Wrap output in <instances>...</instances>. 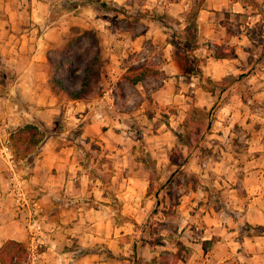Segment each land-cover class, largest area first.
I'll return each mask as SVG.
<instances>
[{
  "label": "rangeland",
  "instance_id": "1",
  "mask_svg": "<svg viewBox=\"0 0 264 264\" xmlns=\"http://www.w3.org/2000/svg\"><path fill=\"white\" fill-rule=\"evenodd\" d=\"M150 1L146 7L140 0H107L104 6L93 2L97 21L86 28L72 25L49 58L47 76L52 72L74 89L80 88L87 64H94L92 90L85 98L89 108L73 112L60 94L56 111L41 112L49 126L31 122L43 138L63 132L64 142L82 147L83 171L93 191L79 200L87 207L81 243L70 230L42 226L56 223L58 211H50L54 218L48 221V214L33 213L26 193L20 203L12 195L17 205L27 206L28 200L21 223L35 257L29 264H39L36 258L49 246L69 254V264L241 263L236 239L246 223L234 205L246 192L245 184L253 189L257 185L249 172L264 171V0L244 2L240 13L220 14L230 35L219 43L204 41L196 51L195 18L203 0H186L191 6L179 14L169 13L170 0ZM72 2L75 7L92 1ZM52 14L57 17L59 10ZM188 53L206 65L202 81L185 69L183 56ZM169 56L176 60L173 64ZM209 56L228 57L215 63L206 60ZM6 59L0 55V93L9 94L16 71ZM142 65L157 67L159 75L135 85L122 78L127 68ZM213 65L216 75L222 68L227 74L210 79ZM6 99L22 113L49 108L47 102ZM94 111L92 133L82 135ZM79 113V119L69 118ZM33 153L25 156L28 161ZM16 160L18 167L26 165ZM234 219L240 222L233 235L235 253L225 260L227 249L216 244L222 234L209 227H219V222L228 226ZM49 232L56 245L47 240ZM66 235L75 241L68 242ZM209 235L211 241H204Z\"/></svg>",
  "mask_w": 264,
  "mask_h": 264
},
{
  "label": "crops",
  "instance_id": "2",
  "mask_svg": "<svg viewBox=\"0 0 264 264\" xmlns=\"http://www.w3.org/2000/svg\"><path fill=\"white\" fill-rule=\"evenodd\" d=\"M72 1L74 0H0V55L5 56L7 58L6 65L16 71L15 78L10 82L13 88L9 94L0 93V139L5 141L9 147H11L9 134L24 124L35 120L40 126H49L48 120L43 118L44 116H40L43 115L41 112L49 115V111H56L55 106L60 104L59 96L52 93L48 84L46 68L47 65L49 66V58L56 53L55 51L63 43L64 37L69 35V28L72 25L86 28L97 21L96 11L91 6L95 1L91 0L90 3L87 0L89 3H80L75 7H73ZM112 1L119 4L127 3V0ZM140 1L144 7L151 5L150 0ZM185 1L170 0L169 13L172 14L174 11L179 14V11L186 9L188 5L191 6L190 1ZM244 5L243 0H203L195 18L197 45L194 51L198 50L204 41L219 43L230 35L228 29L220 22L219 16L225 11L240 13L245 9ZM173 6L176 7L173 8ZM53 10H59L57 17L52 14ZM145 37L150 36L146 35ZM164 44L165 46L169 45L168 41H165ZM235 54H238L237 50H235ZM2 58L4 59V57ZM212 58L209 56L206 57V60ZM220 59L227 60V58H213L215 63ZM175 61L172 56H169V64H173ZM204 66L206 65H201L203 75L205 74ZM216 66H209L210 73L207 75L210 79L218 80L227 74L226 70L222 68L216 75L214 72ZM8 97L39 104L47 102L49 108L43 109V111L42 109H33L32 113L26 111L22 113L18 109L17 103L11 106L7 103L6 98ZM65 98L73 112L85 111L91 104L85 98ZM89 110H86L87 114ZM95 115H97L96 111L91 112L90 122H87L82 135L90 134V127L94 125L92 117ZM80 116L81 113L72 114L69 118L79 119ZM62 133L44 137L37 146V150L28 154L30 156L33 153L31 160L28 161L27 157L19 160L20 163L26 161L24 167H18L19 175L23 181L27 199L30 197L29 207L31 206L35 215H46L51 213L50 211L59 212V216H55L56 223H52L50 226L48 222H41L42 226L48 230L56 227L70 230L71 237L75 235L76 242L81 243L85 234L86 221L83 216L87 207L84 202L79 200L86 193L91 195L93 189H88V175L83 171L82 147L75 142H64ZM6 167V162L0 157V245L7 239L25 243L27 237L23 232L21 221L27 213L26 209L29 208L28 200L26 199L27 206L14 203L13 193L10 190V179L6 176ZM249 173H254L257 185L254 189L247 188L246 180L242 179L246 192L242 197L237 198L239 203L234 205V211L241 215L246 226L244 233L236 239V243H239L240 264H264V236L255 233L251 228L257 225L264 226V171L253 170ZM52 218L54 217L47 215L48 221ZM239 223L234 219V223L228 226L219 222V227H209V229L220 230L219 233L222 234L216 244H223L227 249L225 260L232 259L235 253L232 247L235 244L233 235L237 232L236 227ZM36 225L38 229H41V225ZM45 235L48 241L52 240V244L58 243L52 238L53 233L49 232ZM211 237V235L205 237L204 241H211ZM65 239L68 242L75 241L74 238L68 239L67 235ZM228 247H230L229 250ZM49 250H52L51 246L38 255L40 258L36 259L39 264H69V260H72L69 254L53 250L51 253ZM31 259L34 260L35 257L31 256L29 260ZM29 260L22 264H29Z\"/></svg>",
  "mask_w": 264,
  "mask_h": 264
},
{
  "label": "trees",
  "instance_id": "3",
  "mask_svg": "<svg viewBox=\"0 0 264 264\" xmlns=\"http://www.w3.org/2000/svg\"><path fill=\"white\" fill-rule=\"evenodd\" d=\"M102 6L104 0H93ZM247 2L248 0H243ZM197 13V12H196ZM196 48V47H195ZM228 57V56H216ZM234 57V55H233ZM202 58L194 53H188L183 56V64L188 73L196 76L200 81L205 77L202 72ZM1 66V64H0ZM94 71V64L90 62L85 67V75L82 78L81 86L78 89L70 88L61 78L48 72V84L53 94L64 95L69 99L86 98L91 92V73ZM160 70L155 66L142 65L131 66L122 74V78L130 84L135 85L149 76L159 75ZM207 81H211L206 78ZM217 83V82H215ZM204 87V86H203ZM43 131L34 123H26L9 134L11 150L16 158H24L30 150L35 148L43 140ZM255 233L264 236V226L257 225L251 227ZM32 249L26 243L15 239H7L0 245V264H22L32 256Z\"/></svg>",
  "mask_w": 264,
  "mask_h": 264
},
{
  "label": "built area",
  "instance_id": "4",
  "mask_svg": "<svg viewBox=\"0 0 264 264\" xmlns=\"http://www.w3.org/2000/svg\"><path fill=\"white\" fill-rule=\"evenodd\" d=\"M0 157L6 162V176L10 179V187L16 203L25 197L23 181L19 175L17 160L7 143L0 139Z\"/></svg>",
  "mask_w": 264,
  "mask_h": 264
}]
</instances>
